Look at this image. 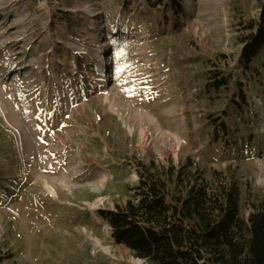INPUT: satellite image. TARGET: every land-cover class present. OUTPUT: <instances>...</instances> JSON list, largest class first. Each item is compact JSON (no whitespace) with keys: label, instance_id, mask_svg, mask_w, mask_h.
Instances as JSON below:
<instances>
[{"label":"rangeland","instance_id":"1","mask_svg":"<svg viewBox=\"0 0 264 264\" xmlns=\"http://www.w3.org/2000/svg\"><path fill=\"white\" fill-rule=\"evenodd\" d=\"M123 1L0 0V264H147L94 214L124 206L138 161L191 158L207 179L223 175L242 219L264 199V68L247 85L251 121L230 69L232 24L255 17L256 0H183L180 19L144 0L123 13ZM219 54L231 80L212 103L204 62ZM207 116L232 144L213 140Z\"/></svg>","mask_w":264,"mask_h":264},{"label":"trees","instance_id":"2","mask_svg":"<svg viewBox=\"0 0 264 264\" xmlns=\"http://www.w3.org/2000/svg\"><path fill=\"white\" fill-rule=\"evenodd\" d=\"M144 1L156 15L171 13L176 19L183 15V0ZM256 3L255 17L241 12L232 24L241 47L230 66H239L232 74L239 119L249 117L247 85L254 88L262 82L264 66L255 63L264 58V0ZM133 5V0H124L120 11L129 13ZM227 63L222 54L204 62L203 92L212 103L230 85L231 77L223 73ZM242 77L249 82L241 83ZM206 119L215 142L232 144L222 118ZM134 168L137 183L128 188L131 195L124 206L94 213L109 228L113 243L134 259L147 264H264V199L249 201L250 213L242 219L239 186L216 172L207 179L191 158L180 165L138 161Z\"/></svg>","mask_w":264,"mask_h":264},{"label":"bare ground","instance_id":"3","mask_svg":"<svg viewBox=\"0 0 264 264\" xmlns=\"http://www.w3.org/2000/svg\"><path fill=\"white\" fill-rule=\"evenodd\" d=\"M43 184L44 191L48 193L50 197H54L56 194L55 190L47 182H44Z\"/></svg>","mask_w":264,"mask_h":264}]
</instances>
